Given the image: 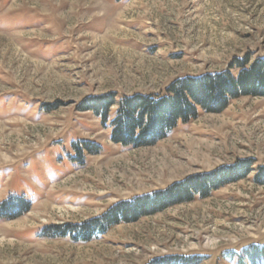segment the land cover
Here are the masks:
<instances>
[{
    "label": "rangeland",
    "instance_id": "374dc122",
    "mask_svg": "<svg viewBox=\"0 0 264 264\" xmlns=\"http://www.w3.org/2000/svg\"><path fill=\"white\" fill-rule=\"evenodd\" d=\"M244 55L264 56V0H0V264H235L227 253L264 244V185L253 181L264 98L200 112L153 145L110 138L122 96ZM106 93L116 95L106 124L78 108ZM238 159L254 161L250 173L208 197L86 241L52 232Z\"/></svg>",
    "mask_w": 264,
    "mask_h": 264
},
{
    "label": "trees",
    "instance_id": "16d2710c",
    "mask_svg": "<svg viewBox=\"0 0 264 264\" xmlns=\"http://www.w3.org/2000/svg\"><path fill=\"white\" fill-rule=\"evenodd\" d=\"M242 96L264 98V56L251 59L244 55L234 58L224 70L178 77L158 93L122 96L110 120V138L122 146L153 145L179 123L195 119L200 112H221L232 100ZM115 98L114 93L89 96L78 108L93 111L106 124ZM253 162L238 159L211 171L190 174L164 189L121 200L82 223L54 226L52 232L74 240H89L121 222L136 221L195 197H208L213 191L246 177ZM253 181L264 185V167L257 168ZM227 258L235 264H264V244L251 243L240 251L227 253ZM200 260L198 255H169L147 264H198Z\"/></svg>",
    "mask_w": 264,
    "mask_h": 264
}]
</instances>
